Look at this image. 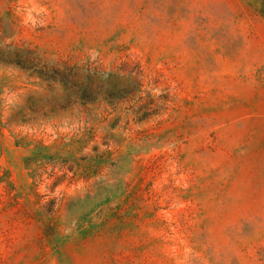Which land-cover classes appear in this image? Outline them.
<instances>
[{
	"label": "rangeland",
	"instance_id": "obj_1",
	"mask_svg": "<svg viewBox=\"0 0 264 264\" xmlns=\"http://www.w3.org/2000/svg\"><path fill=\"white\" fill-rule=\"evenodd\" d=\"M0 264H264L257 5L0 0Z\"/></svg>",
	"mask_w": 264,
	"mask_h": 264
},
{
	"label": "trees",
	"instance_id": "obj_2",
	"mask_svg": "<svg viewBox=\"0 0 264 264\" xmlns=\"http://www.w3.org/2000/svg\"><path fill=\"white\" fill-rule=\"evenodd\" d=\"M248 1L257 5L258 11L264 18V0H248Z\"/></svg>",
	"mask_w": 264,
	"mask_h": 264
}]
</instances>
